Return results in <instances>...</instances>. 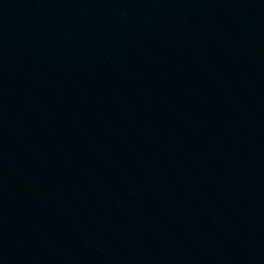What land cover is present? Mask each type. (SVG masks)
I'll use <instances>...</instances> for the list:
<instances>
[{
    "label": "water",
    "instance_id": "obj_1",
    "mask_svg": "<svg viewBox=\"0 0 264 264\" xmlns=\"http://www.w3.org/2000/svg\"><path fill=\"white\" fill-rule=\"evenodd\" d=\"M0 264H264V0H0Z\"/></svg>",
    "mask_w": 264,
    "mask_h": 264
}]
</instances>
